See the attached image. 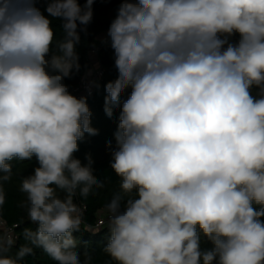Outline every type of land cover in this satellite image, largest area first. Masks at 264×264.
Masks as SVG:
<instances>
[{
  "label": "clouds",
  "instance_id": "obj_1",
  "mask_svg": "<svg viewBox=\"0 0 264 264\" xmlns=\"http://www.w3.org/2000/svg\"><path fill=\"white\" fill-rule=\"evenodd\" d=\"M38 2L0 0V206L10 161L39 164L20 184L38 225L25 231L32 246L0 264L33 246L57 264H92L77 251L74 197L104 185L91 155L82 164L74 153L98 129L64 81L80 71L95 0H45L43 12ZM108 37L118 76L104 111L120 110L110 162L120 192L106 205L104 252L115 264H264V0H120Z\"/></svg>",
  "mask_w": 264,
  "mask_h": 264
},
{
  "label": "trees",
  "instance_id": "obj_2",
  "mask_svg": "<svg viewBox=\"0 0 264 264\" xmlns=\"http://www.w3.org/2000/svg\"><path fill=\"white\" fill-rule=\"evenodd\" d=\"M83 6L85 0H79ZM120 0H95L93 8L92 22L87 26V31H79L80 41L76 45V51L79 56L80 71L74 73L70 79H65V84L72 88L77 84L80 75L87 70L91 59L89 50L94 42V38L103 32H107L110 26L111 18L109 13L111 10L119 7ZM42 12L46 7L45 0H39L36 4ZM46 14V13H45ZM52 27L56 33V39L63 36L61 21L53 19ZM107 30V31H106ZM233 41L238 37H232ZM55 50V49H54ZM99 60L106 69L105 75L98 84L95 93L87 98V103L92 112L91 124L92 127L98 129V134L89 136L85 134L82 141L79 142V150L74 153V157L79 159L82 164H87V155H91L93 164V174L103 181V187L93 188L92 193L83 199L79 195V190L74 197V203L80 208L81 205L86 207L82 214L80 231L74 232L73 236L77 241V251L80 253L81 261L84 260V253H89L92 256V264H115L114 261L104 252V248L108 243L110 230L108 224L100 229L88 228V225H95L97 215L101 210H107L106 205L114 195L120 192L119 178L115 175L110 167L112 160V148L115 147L114 133L117 130L119 108L114 110L113 116L109 118L104 111L105 85L109 81H114L118 72L115 68V55L112 47H103L98 51ZM131 89H127L121 95V102L127 98ZM256 89H253V94H256ZM111 141V147L109 146ZM11 178L2 182V187L5 193V203L0 206V215L10 225L18 224L16 233L18 238L12 240L13 243L9 247L8 241L3 239V231L0 229V255L15 257L18 249L21 246L30 244V241L25 237L26 229L35 231L37 224L32 223L28 218L26 194L20 191V184L23 178L34 173V169L39 166L37 160L33 157L31 160H12ZM2 175V174H0ZM57 194L63 198L65 193L57 189ZM201 247L204 249L211 248L210 242L202 237ZM34 251L30 255H26L20 264H57L52 260L42 248L34 247Z\"/></svg>",
  "mask_w": 264,
  "mask_h": 264
},
{
  "label": "built area",
  "instance_id": "obj_3",
  "mask_svg": "<svg viewBox=\"0 0 264 264\" xmlns=\"http://www.w3.org/2000/svg\"><path fill=\"white\" fill-rule=\"evenodd\" d=\"M103 45L111 46V41L110 38L108 37V34L102 36L95 45L91 46V49L89 50L90 55L94 56V59L97 58L98 63L96 65L90 61L87 70L80 75L77 84L71 90V93L76 95L77 97H81V96H85L87 98L91 97L95 93L98 84L101 82L102 78L104 77L106 69L103 66V64H101L98 55V51L101 49V46ZM92 81H95V85L91 84ZM79 209H80V214L82 216L83 211H85L86 207L84 205H81ZM107 224H108V212L107 210H101L97 215V221L95 225L87 224V228L100 229ZM17 226L18 224L10 225L0 215V229L3 231V239L5 241H8L9 239L16 240L18 238V234L16 233L15 230Z\"/></svg>",
  "mask_w": 264,
  "mask_h": 264
},
{
  "label": "rangeland",
  "instance_id": "obj_4",
  "mask_svg": "<svg viewBox=\"0 0 264 264\" xmlns=\"http://www.w3.org/2000/svg\"><path fill=\"white\" fill-rule=\"evenodd\" d=\"M117 9H118V8H115V9H113V10L110 11V13H109V17L111 18L110 23H111L112 20L115 18L116 14H117ZM106 31H107V30H106ZM107 32H108V31H107ZM105 33H106V32H105ZM103 34H104V32L101 33V34H99L97 37H95V38H94L95 41L92 43L91 46L95 45V44L97 43V41L101 38L100 36L103 35ZM103 47H111V46H109V45H103V46H101V48H103ZM90 61H91L92 63L96 64V65H97V63H98L97 58L94 59V56L91 57ZM85 229H86L87 231H89L88 228L85 227Z\"/></svg>",
  "mask_w": 264,
  "mask_h": 264
},
{
  "label": "crops",
  "instance_id": "obj_5",
  "mask_svg": "<svg viewBox=\"0 0 264 264\" xmlns=\"http://www.w3.org/2000/svg\"><path fill=\"white\" fill-rule=\"evenodd\" d=\"M106 34H108V32H106V33L104 32V34H103V35H101L100 37H102V36H105ZM94 41H95V40H94Z\"/></svg>",
  "mask_w": 264,
  "mask_h": 264
}]
</instances>
